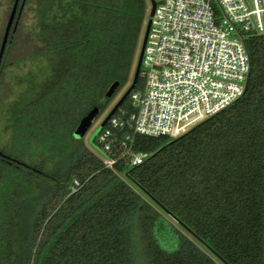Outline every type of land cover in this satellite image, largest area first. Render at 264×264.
Returning <instances> with one entry per match:
<instances>
[{
    "label": "trees",
    "instance_id": "1",
    "mask_svg": "<svg viewBox=\"0 0 264 264\" xmlns=\"http://www.w3.org/2000/svg\"><path fill=\"white\" fill-rule=\"evenodd\" d=\"M148 6L35 0L48 71L10 107L0 264H264V36L246 39L243 97L176 139L138 135L136 151L151 154L142 165L108 169L75 137L131 78Z\"/></svg>",
    "mask_w": 264,
    "mask_h": 264
},
{
    "label": "built area",
    "instance_id": "2",
    "mask_svg": "<svg viewBox=\"0 0 264 264\" xmlns=\"http://www.w3.org/2000/svg\"><path fill=\"white\" fill-rule=\"evenodd\" d=\"M154 2L143 87L131 92L130 109L120 106L96 138L108 169L150 158L136 151L138 135L176 139L243 97L251 71L246 39L264 36V0Z\"/></svg>",
    "mask_w": 264,
    "mask_h": 264
},
{
    "label": "rangeland",
    "instance_id": "3",
    "mask_svg": "<svg viewBox=\"0 0 264 264\" xmlns=\"http://www.w3.org/2000/svg\"><path fill=\"white\" fill-rule=\"evenodd\" d=\"M15 1L16 0H0V50ZM21 4L22 0L20 1L19 8ZM148 5L149 10H152L151 0H148ZM18 15L19 17L17 20L15 18L13 27L10 31L11 38L9 35L4 67L0 73V149L4 148L10 141L11 132L8 129L11 125L10 107L26 90V80L31 75L38 76L41 79L45 78L48 71V63L44 57H40L37 47L35 0H27L22 6V10L17 12V16ZM150 15L151 14H149L147 18L149 21L151 18ZM146 30L147 25L144 28L143 37L141 39V48ZM135 70L136 67L132 72L131 78L119 88V91H116L107 109L98 114L86 135L81 138L83 146L100 159H103L104 152L96 141L99 129L114 106L129 90ZM130 101L129 97L127 102ZM132 186L138 190L135 185L132 184Z\"/></svg>",
    "mask_w": 264,
    "mask_h": 264
},
{
    "label": "water",
    "instance_id": "4",
    "mask_svg": "<svg viewBox=\"0 0 264 264\" xmlns=\"http://www.w3.org/2000/svg\"><path fill=\"white\" fill-rule=\"evenodd\" d=\"M20 1L21 0H16L15 1V4H14L13 10H12L10 19L8 21V25H7L5 36H4L3 43H2V47H1V50H0V66L2 64L3 56H4L5 51H6L8 38H9L10 31H11V29L13 27V24H14V21H15L17 12H18ZM151 2H152L151 15H153L154 14V9H155V2H154V0H151ZM150 24H151V22L149 21V23L147 25V30H146L145 38H144V41H143V45H142V48L140 50V55H139V58H138V62H137V66H136V70H135V74H134V78H133L132 84H131L129 90L123 95V97H121V99L114 106L112 111L109 113L108 117L105 119V121L103 122V124L101 125V127L99 129V133L105 127V125L108 123L110 118L116 113L118 108L120 106H122V104L125 102V100L129 97L131 92L136 88V86L138 84V81H139V78H140V71H141L144 47H145V44H146V39H147V36H148V31H149V28H150ZM119 86H120L119 82L114 83L109 88V90H108V92L106 94V97L109 98V99L112 98L115 95V93H116L117 89L119 88ZM99 113H100L99 108H95L87 116H85L82 119V121L80 122L79 126L77 127V129L75 131V137L76 138L81 139L82 137H84L86 135V133L88 132V130L92 126L94 120L96 119V117L98 116ZM0 154H1V152H0ZM169 215L173 219H175V221L180 223L179 220L175 216H173L172 214H169ZM199 241H201V240H199ZM201 243H203L208 249H210L207 246V244H205L203 241H201Z\"/></svg>",
    "mask_w": 264,
    "mask_h": 264
}]
</instances>
